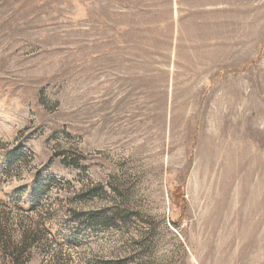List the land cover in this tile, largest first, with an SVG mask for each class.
Instances as JSON below:
<instances>
[{
  "label": "rangeland",
  "instance_id": "374dc122",
  "mask_svg": "<svg viewBox=\"0 0 264 264\" xmlns=\"http://www.w3.org/2000/svg\"><path fill=\"white\" fill-rule=\"evenodd\" d=\"M0 264H264V0H0Z\"/></svg>",
  "mask_w": 264,
  "mask_h": 264
},
{
  "label": "trees",
  "instance_id": "16d2710c",
  "mask_svg": "<svg viewBox=\"0 0 264 264\" xmlns=\"http://www.w3.org/2000/svg\"><path fill=\"white\" fill-rule=\"evenodd\" d=\"M14 259H15V260H17L18 258H17V257H15Z\"/></svg>",
  "mask_w": 264,
  "mask_h": 264
}]
</instances>
